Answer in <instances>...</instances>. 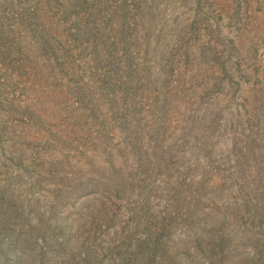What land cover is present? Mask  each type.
I'll return each instance as SVG.
<instances>
[{
    "label": "trees",
    "instance_id": "16d2710c",
    "mask_svg": "<svg viewBox=\"0 0 264 264\" xmlns=\"http://www.w3.org/2000/svg\"><path fill=\"white\" fill-rule=\"evenodd\" d=\"M117 1L114 12L109 0L59 1L74 46L91 57L83 70L87 82L72 89L84 124L95 129L91 145L105 159L91 158L85 167L60 162L57 176L78 184L61 187L62 201H81L69 221L54 209L62 240L44 217L43 225L15 227L17 213L5 202L10 217L0 224V244L8 233L11 248L23 255L18 264H264V94L242 123L222 119L213 94L219 78L208 74L203 82L198 66L186 76L189 48L167 43L177 40L178 27L145 23L154 1L145 10ZM201 6L197 0L198 13ZM79 12L85 15L73 16ZM225 65L214 68L228 77ZM189 95L195 103L170 126L171 108ZM111 120L121 129L117 147H111ZM81 144L65 141V156L82 153ZM126 200L131 208L120 220L118 203ZM50 238L55 245L46 251L39 241Z\"/></svg>",
    "mask_w": 264,
    "mask_h": 264
},
{
    "label": "rangeland",
    "instance_id": "374dc122",
    "mask_svg": "<svg viewBox=\"0 0 264 264\" xmlns=\"http://www.w3.org/2000/svg\"><path fill=\"white\" fill-rule=\"evenodd\" d=\"M59 1L0 0V212L4 217L2 205L12 204L17 213L13 219L15 227L27 221L39 225L44 217L48 220L43 218L45 223L54 228L56 238L62 240L59 228L64 225L56 221L54 209H62L69 221L81 201L75 205L62 201L61 187L78 184L70 176L72 180L57 176L62 169L60 162L64 159L67 166L85 167L91 158L102 162L105 153L91 145L96 140L95 129L91 131V126L84 124L78 91L72 89L87 82L83 70L91 57L74 46L68 33L71 22L63 18ZM109 1L110 11H116L119 1ZM126 1L130 8L135 3L143 10L154 1L156 9L145 23L156 24L155 28L178 27L181 34H175L177 40L167 38V43L189 48L188 71L183 67L186 76L198 66L203 71L201 78L208 74L219 78L220 86L213 94L215 102H220L222 119L236 116L244 121L252 110L257 112L255 104L264 94V0H200L202 13H198L197 0ZM159 11L161 18L156 16ZM78 15L85 13L73 16ZM193 23L194 28L190 27ZM203 51L210 60L202 55ZM179 57L184 62L185 56ZM223 60L228 77L214 68ZM187 86L190 83L185 81L184 88ZM186 98L190 99V95ZM193 102L191 98L173 106L169 125L182 121ZM111 122L108 126L115 125L114 130H109L113 137L111 147H117L122 142L121 129L116 126L117 120ZM69 139L82 142V153L65 156L68 147L64 142ZM88 188L96 190L98 186ZM131 199H137L136 195ZM118 205L123 220L131 206L127 200ZM8 216L0 221L1 225L8 222ZM112 232L111 228L104 233ZM7 234L0 244L4 250H0V264H18L22 252L18 247L11 248ZM54 242L55 238L39 241L46 251L52 249L49 246H54ZM58 258L57 254L56 261Z\"/></svg>",
    "mask_w": 264,
    "mask_h": 264
}]
</instances>
